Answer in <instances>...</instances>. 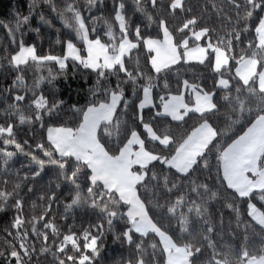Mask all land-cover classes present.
I'll list each match as a JSON object with an SVG mask.
<instances>
[{"label":"snow or ice","instance_id":"1","mask_svg":"<svg viewBox=\"0 0 264 264\" xmlns=\"http://www.w3.org/2000/svg\"><path fill=\"white\" fill-rule=\"evenodd\" d=\"M45 2L66 29L64 35L74 34L82 47L68 38L62 42V54H38L36 44L26 43L21 31L30 20L32 4L29 15L16 13L14 26L0 22L17 44L10 53L5 48L8 69L16 75L9 87L13 101L0 123V185H4L0 211L9 206L15 211L10 222L13 231L5 229L6 237L0 240L4 264H32V256L39 254H50L51 264H95L103 247L105 224L115 240L126 242L132 250L128 259L114 264H264V0H223L227 11L215 0H205L198 12L188 0H133L134 11L147 21L135 26L126 15L125 0H113L118 34L101 16L106 40L90 38L89 17L84 14L104 0H86L83 9L78 0H63L62 8L54 0ZM209 8L222 21L223 35L208 26ZM90 19L95 25L98 18ZM38 20L53 27L43 13ZM153 23L156 35L146 31ZM31 30L40 33L39 28ZM236 48L240 51L234 54ZM140 52L144 63L137 57L133 65V53ZM69 59L73 76L78 71L95 76L86 105L64 109L51 68L47 77L38 76L30 87L25 84L24 73L29 68L53 62L59 65L57 75L67 79ZM192 62L210 69L211 85L183 79L171 90L168 77H179L180 68L192 66ZM110 77H115L114 84ZM44 80L51 103L43 92L36 96ZM129 84L131 97L125 91ZM154 89H159V103L153 98ZM28 93L35 99H29ZM26 99L28 103L21 107ZM146 107L154 110L150 116L145 115ZM25 109L34 115H25ZM64 111L73 113L72 126L61 122ZM14 117L18 125L11 122ZM24 124L29 125L30 134L21 139L19 125ZM34 124L39 128L32 127ZM45 126L46 140L40 136L42 142H37V134L44 133ZM18 156L27 163L15 169L17 180L37 181L51 169L57 180L55 188L60 189L61 183L69 187L71 199L65 211L87 208L97 222L78 232L69 226L63 233L52 219L45 222L57 197L49 187L46 192L51 194L41 192L39 197L47 206L41 207L39 216L31 217L30 235L22 227L25 201L19 196L21 184L7 190V175L13 171L9 166ZM204 172L211 173L207 182L201 181ZM83 184H87L86 193ZM24 186L29 193L35 190L34 184ZM174 192L179 195L168 199ZM153 197H164L165 202L153 203ZM12 199L14 203L9 205ZM238 201L246 204L247 219ZM216 203L230 209L237 229L243 228V244L238 249L226 245L217 251L212 236L224 224L222 213L219 221L210 219V206ZM121 221L123 230L116 232L114 225ZM197 226L202 232L199 240L193 239L192 230ZM49 229L53 243L37 252L35 241H48ZM151 236L159 239L153 240L148 253L144 241Z\"/></svg>","mask_w":264,"mask_h":264},{"label":"trees","instance_id":"2","mask_svg":"<svg viewBox=\"0 0 264 264\" xmlns=\"http://www.w3.org/2000/svg\"><path fill=\"white\" fill-rule=\"evenodd\" d=\"M58 8H62L63 0H54ZM86 0H78L80 7L83 9ZM144 0H142V3ZM189 4L196 8L197 12L199 11V6L205 3V0H188ZM218 7L224 8L226 11L228 10L227 3L223 2V0H215ZM126 7L128 11L126 15L131 19L133 26L136 23H141L143 21L144 24H147V21L144 20L143 14L134 11L133 9V0H125ZM32 4L33 8L30 15V20L27 24H23L21 31L24 33L23 39L26 43L32 44L35 43L37 46V53L40 55H60L62 54V42L68 38H73L74 42L77 43V47H82V42L75 41L74 34L69 37L64 35L66 29L62 27L61 21L59 17L51 11V7L49 4L45 2V0H0V22L3 24H8L9 26H14L15 21L17 19L16 13H19L20 16L29 15V5ZM113 9V0H104L103 5L97 4L96 8L88 13L84 14L89 17V35L90 38H95V36H100L102 39L106 40V26L103 19H100L101 16L108 19L110 23L114 25V29L118 34V24L114 21V12ZM43 13L46 19H50L52 21L53 27L49 28L38 20V16ZM232 14V13H229ZM97 17V22L95 25L92 24L90 17ZM208 16L211 19L208 20V26L216 28L221 35L223 32L220 30L222 21L218 18V16L211 12L209 8ZM207 19V16H206ZM95 28V31H92V28ZM39 28V35L32 31L31 29ZM57 29H59V35L57 33ZM146 31L151 32L152 35H156V24L153 23L150 29ZM131 38V37H130ZM252 36H247L246 39H251ZM20 39V33H16L17 42ZM60 40L61 43H57ZM17 47V44H13L11 38L8 36L7 29L3 26H0V123H4L5 120V110L7 106L12 103L13 96L12 92L9 91L10 85H12V81L16 75L14 71H10L7 66V60L4 57L7 55L5 52V48H7L8 53H10L14 48ZM243 47V45H241ZM240 48L235 49V53H238ZM82 55H85L86 52H82ZM139 57L141 64L144 63V53H133V59L131 63L134 65L136 58ZM71 59H69L68 64L69 68L67 70V79H65L64 75H57V69L59 65L56 63H46L43 66L37 68L33 65L29 68L25 73V84L29 87L34 83L38 76H48V69H52V74L56 76L55 85L57 91V98L65 101L64 109H68L69 105L76 104L77 106L86 105V103L91 98V93L88 91L89 86L95 80V76L91 73H83L77 72L75 76L72 74L71 69ZM233 70H234V62ZM181 75L177 77L175 74H172L169 79L171 90L175 91L177 88V81L183 79H189L190 82L202 83L205 87H209L212 83V75L210 69H206L203 66H196L195 62H192V66H184L180 68ZM110 81L114 84L115 77H110ZM143 83V81H141ZM162 84V81L160 82ZM49 85L46 80L41 81L39 85V90L36 92V96H39L41 92L44 93L45 96L48 97L49 103L52 102V98L48 93ZM14 91V87H13ZM126 96L131 97V85H125ZM159 93V89H154V99L156 103H159V100L156 98ZM21 94H24L23 92ZM29 99H35V96H32L31 93L27 94ZM188 98V94H187ZM103 99V97H100ZM28 103V99L24 102H21V107H24ZM154 110L145 108L144 112L146 116H150ZM25 115H34V113L29 112L25 109ZM124 119H128L127 116L123 117ZM74 119L73 113L71 111H64L60 117L61 122H63L66 126H72L69 121ZM223 119V117H221ZM11 122L14 125H18V120L14 117L11 119ZM192 121H188V125H191ZM32 127L39 128V124H34ZM174 128L177 126L174 124ZM180 127H187V125H181ZM178 130V129H177ZM19 132L21 135L18 138H27L28 134H30V127L28 124L19 125ZM37 142H42L39 140L40 136L46 140V126L44 133H38ZM30 143L32 141H29ZM104 141L102 140V143ZM115 143V140L112 141ZM107 146V145H106ZM41 155V153H38ZM27 161L24 157H17L15 162L11 164L9 167L13 169L12 173L7 175V179L10 183L7 185V190L12 191L15 183L21 184V189L19 191V196L22 197L25 201L23 205V213L22 216L24 218L25 223L23 224V229L28 230L31 235V217L39 216L41 214V207L47 206V201H41L40 195L41 192H45V194L50 195V192H46V189L51 187L53 191L57 192L56 200L53 202L51 211L47 214L45 218V222L48 219H52L56 224L57 228L63 233L66 232L69 226L72 227V231L78 232V230H82L83 227H87L89 223H96L97 217L90 213L87 208L83 209H69L65 211V205L71 199V194L69 191V187L66 184L61 183V188L56 189L55 184L57 182L55 175L51 169L45 172V174L37 181H33L31 179L26 182L23 180H17L15 175V169L19 168L21 164H26ZM215 163V158L213 157V164ZM22 175V174H21ZM211 175V173L204 172L201 173V181L207 182L206 177ZM34 184L35 190L31 193L28 192V188L24 186V184ZM4 185H0V188H3ZM151 188V185H149ZM83 191L87 192V184L82 185ZM183 190V189H182ZM142 191V190H138ZM179 195L178 192H174L171 197L168 199H174L175 196ZM145 199L144 196L141 197ZM190 199H194V197L189 196ZM153 203H161L165 202L164 197H153ZM255 202V201H254ZM14 203V199L9 201V205ZM241 205V213L243 214V218L247 219L246 216V204L243 201H238ZM259 206V205H258ZM211 209V217L214 222L219 221L220 214H223V229L217 227L216 234H213L212 239L217 244V251L224 250L226 245H232L236 249H238L241 244H243V228L237 229V223L235 214L227 208L222 206V203H216L210 206ZM121 211H126V208H121ZM151 214V213H150ZM15 215V211L9 206L4 211H0V240H3L6 237L5 229L8 231H13L10 226V222ZM124 223L121 221L114 225L116 232H121L123 229L120 227V224ZM38 228L43 230V224L38 223ZM95 231V230H93ZM193 239L199 240L202 232L199 230L198 226L193 228ZM258 231V229H256ZM79 234V233H78ZM251 234V230H250ZM11 239V237H8ZM158 237L151 236L146 238L144 243L148 253L152 251L150 245L153 240H158ZM256 244L259 241L256 238H253ZM33 241H29L32 243ZM37 244V252L39 247L44 246L45 244H52L53 240L51 238V229H49V240L46 242L35 241ZM103 245L100 251V255L97 257L95 264H114L115 261L120 260L121 258L128 259L131 253V249L128 247L126 242H121L119 240H115L113 238V232L107 230V224H105V235L103 239L100 241ZM252 244H249L251 247ZM211 250H209L210 252ZM157 253H159V248L157 249ZM206 259V257L202 258ZM41 261L42 264H51V255H34L32 256V264H37V261ZM0 264H4L3 258H0Z\"/></svg>","mask_w":264,"mask_h":264},{"label":"crops","instance_id":"3","mask_svg":"<svg viewBox=\"0 0 264 264\" xmlns=\"http://www.w3.org/2000/svg\"><path fill=\"white\" fill-rule=\"evenodd\" d=\"M153 98H154V96H153ZM185 98H186V100H187V92L185 93Z\"/></svg>","mask_w":264,"mask_h":264}]
</instances>
